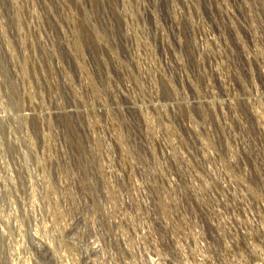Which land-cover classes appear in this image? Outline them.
Instances as JSON below:
<instances>
[{"label":"rangeland","instance_id":"374dc122","mask_svg":"<svg viewBox=\"0 0 264 264\" xmlns=\"http://www.w3.org/2000/svg\"><path fill=\"white\" fill-rule=\"evenodd\" d=\"M0 264H264V0H0Z\"/></svg>","mask_w":264,"mask_h":264}]
</instances>
